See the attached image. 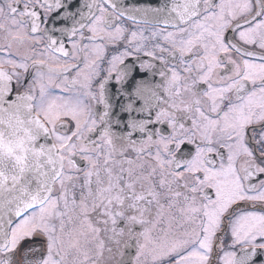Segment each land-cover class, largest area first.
<instances>
[{
	"label": "snow or ice",
	"instance_id": "6c2138e0",
	"mask_svg": "<svg viewBox=\"0 0 264 264\" xmlns=\"http://www.w3.org/2000/svg\"><path fill=\"white\" fill-rule=\"evenodd\" d=\"M0 264H264V0H0Z\"/></svg>",
	"mask_w": 264,
	"mask_h": 264
}]
</instances>
